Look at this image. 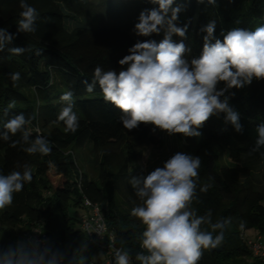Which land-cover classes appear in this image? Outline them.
Segmentation results:
<instances>
[{"label":"trees","instance_id":"16d2710c","mask_svg":"<svg viewBox=\"0 0 264 264\" xmlns=\"http://www.w3.org/2000/svg\"><path fill=\"white\" fill-rule=\"evenodd\" d=\"M38 12L34 33L17 31L20 19V0H0V28L14 34L13 41L0 52V130L12 116L23 112L34 117L26 127L31 138L42 135L51 142L47 156L29 155L11 147L20 133L7 142L0 140V174L23 171L28 164L33 173L31 183L13 196L10 206L0 210V246L15 245L25 235L40 231L44 241L65 254L72 255L71 264H114V251H130L131 264L140 248L143 226L130 215L139 200L129 184L132 176L145 175L139 164L150 146L161 145L151 125L140 124L128 131L120 121V111L104 100L97 85L92 93L86 91L84 81L92 80L95 67L105 71L121 70L118 61L128 55V49L138 40L134 26L140 12L158 7L147 0H26ZM264 0H216L215 5L197 0H176L184 6L177 26L188 24L184 43L190 49L188 59L198 57L203 47L201 29L216 21L215 36L233 28L254 30L264 17ZM170 14V13H169ZM141 41L163 37L152 34L139 36ZM179 42L182 38L173 36ZM11 47H23V54H12ZM126 67V66H124ZM20 73L15 83L10 73ZM223 87V84L219 85ZM72 91L73 111L79 118L76 132H65L57 116L64 106L60 100ZM234 93V95H232ZM229 103L239 113L241 133L225 124L224 114L210 118L200 129L199 137L185 138V153L201 158L197 187L198 200L193 207L198 215L212 212V219L231 218L219 251L205 250L199 264H264V255L254 254L248 247L246 229L264 236V148L250 152L257 138L256 128L264 116V80H253L241 89H231ZM223 99V98H221ZM15 107L8 109L10 102ZM7 110V115H5ZM36 129H39L37 133ZM89 148L94 160L96 177H90L76 159L74 148ZM226 155L231 165L216 166V160ZM253 169L258 170L255 173ZM50 173L59 181L53 184ZM258 174V176H257ZM256 181V182H255ZM211 184L206 193L200 186ZM132 200L122 209L115 195ZM83 197L101 207L109 241L105 234L101 247L95 246L80 227V217L71 213L87 209ZM244 222L245 227L239 225ZM204 227H207L206 225ZM99 255V256H97ZM98 260V261H97Z\"/></svg>","mask_w":264,"mask_h":264},{"label":"clouds","instance_id":"9594fccd","mask_svg":"<svg viewBox=\"0 0 264 264\" xmlns=\"http://www.w3.org/2000/svg\"><path fill=\"white\" fill-rule=\"evenodd\" d=\"M158 5L143 9L134 26L137 36L149 37L163 31V39L137 41L118 61L121 70H104L97 66L91 82L84 81L86 91L92 93L98 85L103 98L119 109L120 121L131 131L140 124L152 125L169 136L199 137L205 123L213 116L224 114L225 124L241 133L243 126L237 111L230 106L231 89H241L253 80H264V25L254 30L233 28L222 32L223 39L216 38V21L210 20L201 31L203 47L198 57L190 60V49L183 42L187 38L188 24L179 27L176 21L184 9L176 0H147ZM205 3V0H197ZM215 5L216 0H206ZM20 19L17 31L34 33L38 19L37 10L26 0H20ZM170 13V15H169ZM173 36L182 38L179 42ZM14 34L0 28V52L14 39ZM26 48L11 47L12 54H23ZM126 66V67H124ZM15 83L20 73H10ZM223 84V87L219 85ZM234 95V93H232ZM223 98V99H221ZM57 120L63 122L65 132H76L79 118L73 111L72 91L64 92ZM15 107L10 102L8 109ZM7 115V110H5ZM34 117L26 118L23 112L12 116L0 130V140L9 141L20 133V139L11 142V147L27 145L22 150L29 155L47 156L52 151L51 142L42 135L31 138L26 127ZM39 133V129H36ZM255 145L250 152L264 148V122L257 128ZM264 155V152L261 153ZM201 158L184 152H176L147 175L132 176L129 184L139 203L130 215L143 226L140 248L135 260L139 264H199L205 250L215 249L225 239V231L231 218L213 222L212 212L198 215L193 207L198 200L197 187L200 177ZM32 169L23 165V171L13 170L0 174V210L10 206L15 193L31 183ZM211 184L200 186L206 193ZM207 227H204V226ZM243 230L244 222L239 225ZM114 264H131L129 250L117 248ZM65 254L47 241L28 239L15 245L0 246V264H64Z\"/></svg>","mask_w":264,"mask_h":264},{"label":"rangeland","instance_id":"374dc122","mask_svg":"<svg viewBox=\"0 0 264 264\" xmlns=\"http://www.w3.org/2000/svg\"><path fill=\"white\" fill-rule=\"evenodd\" d=\"M173 7H175V6H173ZM262 9H264V2H262ZM258 22H259V24L256 25L255 28L258 26L264 25V17L259 19ZM134 34H135V32H134ZM163 36H164V33H163ZM135 37L137 40L141 41L140 37L137 36L136 34H135ZM162 39H163V37H162ZM173 40H174V37H173ZM187 47H188V45H187ZM185 55H186V58L188 59L189 53H186ZM261 122H264V116L261 117ZM151 127L153 129L152 125H151ZM153 132L155 133V135L160 137L163 140V142L161 145L150 146L147 149L144 156L142 157V159L140 160L139 164L144 169L145 175H147L150 171L154 170L156 167H162L163 162L166 161L168 158H170L174 153H176V152H184L185 153L186 143H185L184 137H182L181 135L177 134V135L169 136L167 133L160 131L159 129H156ZM74 152H75L76 159H77L78 163L81 165L82 170H85L90 177H93V178L96 177L97 173H96V169L94 168L95 164H94V160L92 159V155L89 152V148L88 147L85 148V146H84V148L76 147V148H74ZM231 164H232V162L230 161V159L226 155H223L216 160V166L217 167L228 166ZM253 171L255 173H258V170H256V169H253ZM257 176H258V174H257ZM49 178L51 179L53 184H56L59 181L58 177L56 175H54L53 173H50ZM115 197L119 203V206L122 209H128L132 203V200L130 197L123 198L120 196V194L115 195ZM87 211H88V209L79 208L77 210V212L74 213L72 208H71V213L77 215L78 217ZM255 234H256V231L253 229H246V231H245V236L248 238H254ZM34 237H32L31 239H34ZM25 240H27L26 235H25ZM97 256H99V255H97ZM103 258H104V256L100 255V258L98 259V260H100L99 261L100 264H104V261L102 260Z\"/></svg>","mask_w":264,"mask_h":264},{"label":"built area","instance_id":"2783aa9c","mask_svg":"<svg viewBox=\"0 0 264 264\" xmlns=\"http://www.w3.org/2000/svg\"><path fill=\"white\" fill-rule=\"evenodd\" d=\"M83 204L87 207L88 211L80 217V227L85 232L90 242L95 246L101 247V241L104 235L107 234V226L101 207L98 203L91 201L87 197H83ZM107 235L109 241H112L113 236L111 234ZM31 238L32 235H27V240ZM34 239L44 241L42 234H40L38 230L36 231ZM246 243L254 254L264 255V236L249 238ZM91 264L97 263L92 262ZM106 264H110V261L108 260Z\"/></svg>","mask_w":264,"mask_h":264},{"label":"water","instance_id":"95a60500","mask_svg":"<svg viewBox=\"0 0 264 264\" xmlns=\"http://www.w3.org/2000/svg\"><path fill=\"white\" fill-rule=\"evenodd\" d=\"M220 249H221V246H218L215 249H209V250H210V252H214V251H219ZM66 261H67V264H71L72 263V255L71 254H68L66 256Z\"/></svg>","mask_w":264,"mask_h":264}]
</instances>
